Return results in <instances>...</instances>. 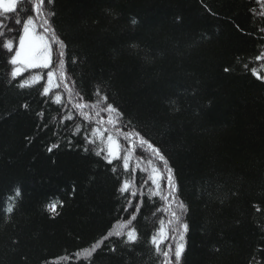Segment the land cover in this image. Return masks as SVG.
Here are the masks:
<instances>
[{
  "label": "trees",
  "instance_id": "trees-1",
  "mask_svg": "<svg viewBox=\"0 0 264 264\" xmlns=\"http://www.w3.org/2000/svg\"><path fill=\"white\" fill-rule=\"evenodd\" d=\"M34 2L0 12V264H164L151 238L163 228L176 239L162 250L174 249L177 225L159 196H148L136 157L130 174L122 161L108 164L106 152L97 156L105 145L84 139L96 125L85 129L64 86L42 94L48 70L11 78L8 61L22 34L15 20L31 16L42 32ZM44 8L66 46L65 83L85 103L100 89L121 113L122 130L140 133L168 160L188 225L178 264H264V82L252 75L264 76V59H256L264 54V3L45 0ZM7 40L12 53L3 48ZM38 73L39 83L19 86ZM69 112L73 119L60 123ZM124 180L136 197L121 193ZM172 210L179 212L176 204ZM133 214L128 228L139 238L127 244L114 231L126 233ZM174 259L170 253L169 264Z\"/></svg>",
  "mask_w": 264,
  "mask_h": 264
},
{
  "label": "snow or ice",
  "instance_id": "snow-or-ice-1",
  "mask_svg": "<svg viewBox=\"0 0 264 264\" xmlns=\"http://www.w3.org/2000/svg\"><path fill=\"white\" fill-rule=\"evenodd\" d=\"M29 2L30 0H23V4H20V0H0V10L4 13H16L19 6L21 11H25L24 5ZM257 2L264 3V0H257ZM47 3L51 4L52 0H47ZM44 5L45 0H35L32 7L35 14L38 17H42V23L39 25V28L43 30L42 32L37 30L35 21L31 16L27 17L23 22L19 18L15 20L16 24H22L23 34L18 37V50L15 51V54L11 56L8 61L13 66L10 73L12 80H16L18 77L23 76L24 71L27 69H47L48 71L44 73L47 79V86H43L42 94L48 96L49 93L53 91V86L59 88L61 84H63L64 90L68 95V103L72 104L77 113L87 122L84 126L85 129H88V124L94 123L96 125V127L92 128L89 132V135L93 138L90 139L89 135H86L84 139L88 144H96L97 141H99L101 144L105 145V147L96 151L95 154L97 156L101 155V152H106L105 159L108 164H112L114 160L122 161L123 171L130 174L135 171L130 165L133 156L136 157L135 168L142 172L147 171V178L144 179L142 183L148 184L150 181L151 187L149 188L148 196H159L160 200L164 202L166 208L170 212L172 220H170L169 223L175 221L177 225V228L173 229V231L178 233V242L175 244L174 249L172 245H165L167 250H162L161 245L164 244L165 240L176 239L174 236L170 237L163 228H161L159 232V237L161 238L153 236L151 238V244L155 252L164 257V264H169L170 253H172L175 258L174 261H171V264H178L185 249L183 241L184 233L188 231V225L181 220V215L185 206L182 202L177 201V186L172 176V169L168 166V160L157 146L144 138L140 133L131 130H122L124 126L121 122V113L110 103H107L108 97L103 95L100 89H97L94 93L96 97L94 102L85 103L82 102L84 97L79 91H74L73 88L65 83L67 75L65 73L64 48L66 46L64 42L58 38L55 30L49 23L48 15H54V13L46 14ZM132 23L135 24L136 21L133 20ZM0 27H3L2 21H0ZM8 31L14 32L15 29L9 27ZM261 31H264V29H261ZM0 35H3V33H0ZM3 48L6 49L8 53H12L14 50L13 41L7 40L3 44ZM256 59H264V54L257 56ZM225 71L227 72L229 69L226 68ZM252 75L255 76L257 80L264 82V76H261L255 69L252 70ZM42 78L43 77L38 73L32 76L31 83L21 82L19 86L21 88L32 87L33 84L39 83ZM74 96L75 99H73ZM54 100L55 103L61 105V107H66V105L62 104V96L59 93L54 94ZM85 109H89V111H85ZM102 113L108 114L106 119L101 115ZM38 115H43V113H38ZM72 119L73 116L71 112H69L67 115L63 116L60 123L63 124L64 120ZM113 129L115 130L114 133ZM79 131L80 126L77 125L76 131L73 134L75 135ZM117 137H123V139L127 141V146H122ZM54 147H58V145H52L48 148V151L51 152ZM137 148H140L142 151L137 153ZM85 151H89V149L85 148ZM122 152L123 156L121 155ZM144 152L149 153L147 158L144 156ZM155 161H159L161 166H158ZM142 162H146L148 165L147 169L141 167ZM115 170L116 169L113 168V171ZM131 187V183L128 180H124L120 191L121 193H129ZM137 194V191L130 192L131 197H136ZM140 194L143 195V192L141 191ZM15 195H21L18 189ZM173 204H176V208L179 212L172 210ZM49 207L55 212L57 204L53 202ZM11 211L12 208H9L8 212L11 213ZM124 211H127V208H125ZM257 211H260L258 206ZM135 218L133 214L128 223L123 227L128 228V225L131 224V221H134ZM161 224H163V221H161ZM180 229L183 231H179ZM109 235H112V233ZM114 235L118 237L126 235V240L124 242L127 244H136L139 238L137 230L134 227L128 228L126 233L121 230L114 233ZM112 250L114 251V249ZM94 252L95 246L91 248L90 255Z\"/></svg>",
  "mask_w": 264,
  "mask_h": 264
},
{
  "label": "rangeland",
  "instance_id": "rangeland-1",
  "mask_svg": "<svg viewBox=\"0 0 264 264\" xmlns=\"http://www.w3.org/2000/svg\"><path fill=\"white\" fill-rule=\"evenodd\" d=\"M21 1V0H20ZM0 12L1 13H3V11L2 10H0ZM36 25V24H35ZM38 30V29H37ZM43 31V30H42ZM22 34H23V32H22ZM21 34V35H22ZM18 48H19V43H18V46H17V49L16 50H18ZM27 70H33V69H27ZM34 70H40V71H46L47 69H44V70H41V69H34ZM25 72V71H24ZM45 80H46V84H45V86H47V79L45 78ZM63 85V84H62ZM55 86H53V88H54ZM73 99H75V96L73 97ZM119 230V228H116L115 229V231H114V233H116L117 231Z\"/></svg>",
  "mask_w": 264,
  "mask_h": 264
}]
</instances>
